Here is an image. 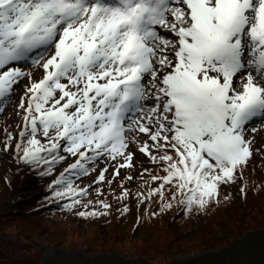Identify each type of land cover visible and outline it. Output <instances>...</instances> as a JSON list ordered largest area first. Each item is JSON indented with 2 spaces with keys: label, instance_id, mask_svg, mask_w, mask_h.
<instances>
[{
  "label": "snow or ice",
  "instance_id": "1",
  "mask_svg": "<svg viewBox=\"0 0 264 264\" xmlns=\"http://www.w3.org/2000/svg\"><path fill=\"white\" fill-rule=\"evenodd\" d=\"M0 117V201L36 177L46 204L135 209L138 228L246 200L264 190V0H0ZM212 255L182 264H264V220Z\"/></svg>",
  "mask_w": 264,
  "mask_h": 264
},
{
  "label": "rangeland",
  "instance_id": "2",
  "mask_svg": "<svg viewBox=\"0 0 264 264\" xmlns=\"http://www.w3.org/2000/svg\"><path fill=\"white\" fill-rule=\"evenodd\" d=\"M261 143H264V132L256 135V146ZM4 169L5 162L0 160V171ZM260 176L261 173L257 170L256 177ZM8 190L7 184L0 180V197H4ZM44 190L43 182L36 177L17 187L13 174V195L0 201L1 214L17 211L18 217L8 220L4 227L10 239L22 247L21 251L19 250L22 254L34 252L39 248L43 254L46 247H60L81 251L88 256L106 252H121L120 254H127L125 256L128 257H146L147 254L154 257L153 262L167 263L173 258L205 251L200 250L201 239L221 234L224 226L227 227L224 233L239 232L242 224H238L240 220L246 222L259 214L257 209L249 211L248 207L253 208L264 203V193H260L264 190L245 202L239 195H234L230 203L222 204L207 214L197 215L196 221H181L179 216L173 213L162 220L146 218L137 228L135 209L123 217L113 210L109 216L96 218H81L61 209L45 213L31 212L35 197L45 194ZM231 191L235 193V188ZM239 206H247L248 209L240 211ZM21 216L27 219L18 220ZM202 221L207 228L204 226V232H198L197 226Z\"/></svg>",
  "mask_w": 264,
  "mask_h": 264
},
{
  "label": "trees",
  "instance_id": "3",
  "mask_svg": "<svg viewBox=\"0 0 264 264\" xmlns=\"http://www.w3.org/2000/svg\"><path fill=\"white\" fill-rule=\"evenodd\" d=\"M45 194L47 193V189L45 188ZM260 193H264V192H260ZM37 195L35 197L34 200V206L31 209V212H35V211H44L45 212H54L56 210H60L61 208L55 207L53 205L50 204H46L44 201V195ZM256 195H258V193H253V192H249L247 199L251 198V197H255ZM245 202V199H242ZM37 204V205H36ZM249 211H253L255 209H257V212L259 211V214L257 216H255L254 218L252 217L250 220L249 218H247V220L249 221H253L256 224H259V222L261 220H264V203L260 204L256 207H248ZM247 206H239V210L240 211H245L248 209ZM215 209V208H213ZM210 209L209 211L213 210ZM62 210V209H61ZM175 213L176 215L179 216V220L181 221H191L194 220L196 221V217L197 215H193L192 217H184L181 214H179V210H175V211H169L168 213L156 217L155 219L159 218V220L164 219L165 217H168L169 214H173ZM200 214H198L199 216ZM28 216V215H26ZM16 217H18L17 211L12 210L11 212L7 213V214H1L0 213V264H38L40 259H41V250L40 248L37 249L34 252H29V253H21V248L20 245L18 243L13 242L12 239H10V236L7 234L6 232V228L4 227L7 223L8 220L10 219H16ZM25 216H21L18 220H26L27 218H23ZM146 219V218H145ZM148 219V218H147ZM153 219V218H152ZM152 219H148V220H152ZM244 222V220H240L238 222L242 223ZM248 222V221H246ZM181 223V222H179ZM205 222L202 221V223H199L197 226V231L199 232V230L203 231L202 227L205 226V228H207V226L204 224ZM224 230L227 228L226 226L223 227ZM224 230H221V234H216L214 236L208 237V238H202L201 239V248L200 250H208V249H215L217 247H220L221 245H223L226 241V238L228 236H232V235H236L237 233H233V234H229L227 232L224 233ZM204 232V231H203ZM27 240H30V238H27ZM20 250V251H19ZM86 252V251H85ZM87 253V252H86ZM90 254V252H88ZM121 253V252H120ZM127 255V254H125ZM137 256V255H136ZM145 256L149 259V260H153L154 257L145 254Z\"/></svg>",
  "mask_w": 264,
  "mask_h": 264
},
{
  "label": "water",
  "instance_id": "4",
  "mask_svg": "<svg viewBox=\"0 0 264 264\" xmlns=\"http://www.w3.org/2000/svg\"><path fill=\"white\" fill-rule=\"evenodd\" d=\"M51 248H58L67 253H80L83 255L84 258H87V259H95L97 256H103L105 259L116 261L117 264H182V262L184 261L196 262L200 258H203L205 261H213L215 259H218L219 257L214 256L212 254L218 253L220 249L218 248V249L205 250L199 254H190L187 256L180 257V258H173L167 263H156V262H153L147 259L144 256L128 257V256H125L117 252H112V253L106 252V253H99L94 256H88L87 254L81 251H75V250H70V249H65V248H60V247H46L38 264H45L46 251Z\"/></svg>",
  "mask_w": 264,
  "mask_h": 264
}]
</instances>
